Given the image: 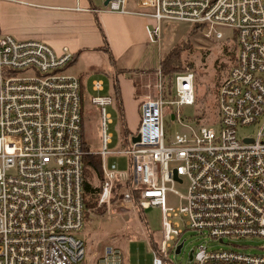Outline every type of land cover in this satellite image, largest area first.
Here are the masks:
<instances>
[{"label": "built area", "instance_id": "obj_1", "mask_svg": "<svg viewBox=\"0 0 264 264\" xmlns=\"http://www.w3.org/2000/svg\"><path fill=\"white\" fill-rule=\"evenodd\" d=\"M128 1L109 0L105 8L151 19V42L161 37L162 22H186L234 44V62L216 90L215 123L184 122L181 107L195 105L194 72H176L168 85L158 65L136 83L138 126L120 138L118 152L129 169L109 171L107 107L115 100L103 93L104 82L91 81L102 139L93 153L83 140L82 82L68 73L73 54L0 33V264H125L122 249L111 243L88 260L85 242L73 233L86 214L101 218L151 206L161 210L162 224L151 264H169L185 230L220 243L264 237V0H135L149 12L128 10ZM165 113L182 126L180 133L165 136ZM247 125L258 129L240 137L238 129ZM86 153L100 157L96 208L104 206L103 215L84 206ZM184 178L181 194L174 185ZM167 192L178 196L177 205L166 204ZM190 252L191 264H264V254L236 249L200 244Z\"/></svg>", "mask_w": 264, "mask_h": 264}, {"label": "rangeland", "instance_id": "obj_2", "mask_svg": "<svg viewBox=\"0 0 264 264\" xmlns=\"http://www.w3.org/2000/svg\"><path fill=\"white\" fill-rule=\"evenodd\" d=\"M99 1V2H98ZM100 3L102 5L103 0H97L95 4ZM127 9H136L140 11L149 12L150 9L146 7L135 6V0H129L125 6ZM155 23V22H154ZM194 28V25L183 23H161V33L158 41L153 42V51L156 53V58L160 55L164 56L175 42H180L189 39L190 53L186 60L192 62L196 72H206L208 76V91L203 95V91L200 87L198 93L203 98L201 107L204 110V116L200 121L207 124L215 123L217 118L216 96L214 91L215 79L209 78L214 75L216 65L214 60L221 52L223 40H216L215 38H208L201 35L199 32L192 35H188L189 31ZM222 30V29H221ZM225 34L229 33V29L222 30ZM232 46L233 43L229 42ZM55 51V50H54ZM165 52V53H164ZM101 54L84 52L79 60L70 67L68 73L81 75L83 88V140L93 153H99L102 148L101 139V112L98 107L91 103V80L96 77H101L104 81V92L110 96L114 95V81L108 70L99 71L101 68ZM156 62L157 59H156ZM156 66L155 68H157ZM99 68V69H98ZM181 72V71H180ZM176 73V72H175ZM174 74V73H173ZM172 74V75H173ZM204 74L196 75L195 80L204 82ZM195 77V75H194ZM196 82V81H195ZM196 84V83H195ZM120 86H125L120 82ZM128 87V85H127ZM195 85V89H196ZM205 90V88H204ZM209 92V93H207ZM196 93V90H195ZM123 95V93H122ZM197 105L195 106H183L181 107L182 118L184 122H194L197 117ZM167 112V106H165ZM129 109V110H128ZM107 110L111 113L112 124L109 126V132L112 134V141L107 146V151L110 153L104 158V167L107 170H128V158L118 151L124 149V143L122 127L123 121L120 117V110L118 105L107 107ZM124 110V122L126 129L130 133H134L137 127L138 111L136 109L134 101L131 99V105H125L123 103ZM165 128V136H172L181 132L182 126L175 121H171L168 114L162 119ZM216 126V125H215ZM258 129V126L247 125L238 129V135L242 137L244 134L253 135ZM172 166V165H171ZM173 167V166H172ZM101 174H91L89 176L90 183L94 188L100 187ZM188 181L184 178L182 184L176 183L174 188L179 193L184 194ZM178 196L169 192L166 193V204L174 206L178 204ZM91 208V207H90ZM92 209V208H91ZM96 209V207L94 208ZM93 210V209H92ZM137 211V210H136ZM95 213V212H94ZM96 215V214H95ZM111 215V214H110ZM104 215L101 218L98 216H90V219L85 220L83 228L75 231L74 236L82 239L86 245V256L88 260L92 258L93 253L97 248L103 247L106 243H113L119 245L125 257V264H151L153 258L152 246L153 244H159L160 232L162 228L161 224V210L157 207H147L142 212H131L122 215ZM179 240L183 242L181 250L179 252H169V264H191L190 262V250L197 245L203 244L209 250L221 249H236L245 253L264 254V237H248L246 239H233L232 241L225 240V243L214 242L206 234L200 235L195 230H185L179 237Z\"/></svg>", "mask_w": 264, "mask_h": 264}, {"label": "crops", "instance_id": "obj_3", "mask_svg": "<svg viewBox=\"0 0 264 264\" xmlns=\"http://www.w3.org/2000/svg\"><path fill=\"white\" fill-rule=\"evenodd\" d=\"M96 2L97 0H0V33L20 40H42L58 54L64 47L67 48L74 58L67 67L68 72L84 52L100 53L102 59L98 63L101 64L99 71L103 73L107 68L111 74L114 81L113 93L115 84L118 85L122 110L124 102L128 106V103L131 105V99L134 101L138 111V126L141 97L136 83L141 78H146V74L158 66L161 58L160 55L156 58L153 42L148 36V27L153 26L154 22L141 14L109 11L105 8V0L102 5L95 4ZM168 51L169 49L166 52ZM76 76L82 82V76ZM95 79L104 82L101 77L92 80ZM121 81L125 86H120ZM83 85L82 82V90ZM127 133H130L128 129Z\"/></svg>", "mask_w": 264, "mask_h": 264}, {"label": "trees", "instance_id": "obj_4", "mask_svg": "<svg viewBox=\"0 0 264 264\" xmlns=\"http://www.w3.org/2000/svg\"><path fill=\"white\" fill-rule=\"evenodd\" d=\"M199 32V26H194L192 30L189 31L188 35H194ZM189 39L183 40L180 42H175L170 48L169 51L162 56L159 59L158 65L161 67V71L163 74V77H165V80H167L168 85H170V78L173 73L175 72H180L184 71L185 68H189L194 72V75L196 78V75L204 74V82H199L195 80L196 82V100H195V105L197 108V117L196 120L197 122H201V118L204 116V110L201 107V102L203 98H201L200 93H198V89L203 88V95L206 94V91H208V83H207V71L206 72H199V74L196 72L194 65L192 62L189 60H186L188 54L190 53L191 47H189ZM235 59V48L234 44L232 46L229 45V42L224 41L222 42V47H221V52L219 55H217L216 59L214 60V63L216 65L214 75L210 79L214 80L215 78V84H214V91H215V96H216V90L218 86L220 85L221 81L223 80V77L226 75L228 72V69L231 67ZM74 60V58H73ZM72 60V61H73ZM72 61L69 62L72 63ZM68 64V65H69ZM84 88V85H83ZM205 88V90H204ZM119 87L117 84H115V93H114V100L115 103L118 105V109L120 110V117L121 120L123 121V127H122V132L123 135L127 133L126 129V124L124 123V112L122 110V101H121V96L119 95ZM209 93V92H207ZM194 105V106H195ZM205 123V122H204ZM83 198H84V206L87 209L88 207H91L93 209V212H95L96 215H103L105 214L106 210L105 207H99L96 208L97 204V194L99 192V187L94 188L92 183H90L89 176L91 174H101V168H100V157L97 154L93 153H86V155L83 158ZM120 188V187H117ZM90 219V216L86 214L85 220ZM154 246H157V244H153ZM101 248H97V252L101 251Z\"/></svg>", "mask_w": 264, "mask_h": 264}, {"label": "water", "instance_id": "obj_5", "mask_svg": "<svg viewBox=\"0 0 264 264\" xmlns=\"http://www.w3.org/2000/svg\"><path fill=\"white\" fill-rule=\"evenodd\" d=\"M108 1H109V0H105L104 5H106V4L108 3ZM172 118H173V115H171V119H172ZM133 140L136 141V140H138V138H137V137H133ZM180 247H181V244L178 245V247L176 248L175 253H176V252H179V248H180ZM190 259H191V252H190Z\"/></svg>", "mask_w": 264, "mask_h": 264}]
</instances>
